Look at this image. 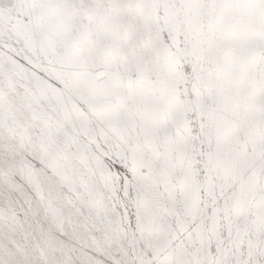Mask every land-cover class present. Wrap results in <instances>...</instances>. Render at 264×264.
<instances>
[{
    "label": "snow or ice",
    "instance_id": "6c2138e0",
    "mask_svg": "<svg viewBox=\"0 0 264 264\" xmlns=\"http://www.w3.org/2000/svg\"><path fill=\"white\" fill-rule=\"evenodd\" d=\"M0 264H264V0H0Z\"/></svg>",
    "mask_w": 264,
    "mask_h": 264
}]
</instances>
